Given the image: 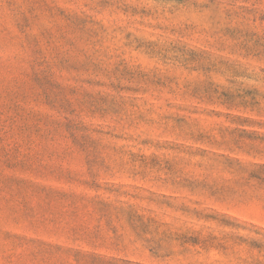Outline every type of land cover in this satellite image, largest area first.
<instances>
[{
	"label": "rangeland",
	"instance_id": "374dc122",
	"mask_svg": "<svg viewBox=\"0 0 264 264\" xmlns=\"http://www.w3.org/2000/svg\"><path fill=\"white\" fill-rule=\"evenodd\" d=\"M0 264H264V0H0Z\"/></svg>",
	"mask_w": 264,
	"mask_h": 264
}]
</instances>
